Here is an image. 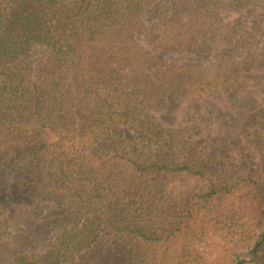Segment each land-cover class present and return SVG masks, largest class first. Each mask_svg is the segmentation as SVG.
Returning <instances> with one entry per match:
<instances>
[{
    "label": "trees",
    "instance_id": "trees-1",
    "mask_svg": "<svg viewBox=\"0 0 264 264\" xmlns=\"http://www.w3.org/2000/svg\"><path fill=\"white\" fill-rule=\"evenodd\" d=\"M259 159L264 0H0V264H264Z\"/></svg>",
    "mask_w": 264,
    "mask_h": 264
},
{
    "label": "rangeland",
    "instance_id": "rangeland-1",
    "mask_svg": "<svg viewBox=\"0 0 264 264\" xmlns=\"http://www.w3.org/2000/svg\"><path fill=\"white\" fill-rule=\"evenodd\" d=\"M257 165L264 166V159H259L257 161ZM197 181L198 180L192 179L190 177L173 178L170 185L171 193L174 195V197H176L178 194H181L184 191L186 192L188 190L195 189L196 184L201 185V183L199 181L198 183ZM200 244H202L200 248L201 251L204 252V257L211 262H217L222 259L229 258V252L226 251L223 241L216 235H209ZM249 251L250 250L245 251L240 261L248 258L247 254Z\"/></svg>",
    "mask_w": 264,
    "mask_h": 264
},
{
    "label": "water",
    "instance_id": "water-1",
    "mask_svg": "<svg viewBox=\"0 0 264 264\" xmlns=\"http://www.w3.org/2000/svg\"><path fill=\"white\" fill-rule=\"evenodd\" d=\"M242 263H243V260L240 261V264H242Z\"/></svg>",
    "mask_w": 264,
    "mask_h": 264
}]
</instances>
